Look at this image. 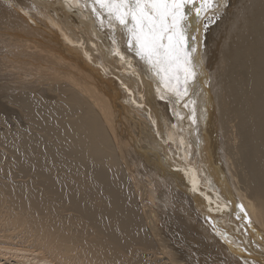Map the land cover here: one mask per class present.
Here are the masks:
<instances>
[{"label": "bare ground", "instance_id": "obj_1", "mask_svg": "<svg viewBox=\"0 0 264 264\" xmlns=\"http://www.w3.org/2000/svg\"><path fill=\"white\" fill-rule=\"evenodd\" d=\"M0 1V264H264V0L189 6L187 95L93 0Z\"/></svg>", "mask_w": 264, "mask_h": 264}, {"label": "snow or ice", "instance_id": "obj_2", "mask_svg": "<svg viewBox=\"0 0 264 264\" xmlns=\"http://www.w3.org/2000/svg\"><path fill=\"white\" fill-rule=\"evenodd\" d=\"M93 5L102 25L107 19L110 28L120 26L129 48L166 86L173 79L177 82L171 91L187 95L186 86L196 76L194 61L198 59L194 55L197 36L189 33L192 12L188 9L191 6L197 17L202 16L214 7L213 0H93ZM181 79L183 93L178 86Z\"/></svg>", "mask_w": 264, "mask_h": 264}, {"label": "rangeland", "instance_id": "obj_3", "mask_svg": "<svg viewBox=\"0 0 264 264\" xmlns=\"http://www.w3.org/2000/svg\"><path fill=\"white\" fill-rule=\"evenodd\" d=\"M8 3H11L13 4L14 6H12L11 8V13L14 14L17 13L16 11H19L23 14H27L26 13V8L24 7L23 3L21 2V0H5V2ZM27 3L28 1L25 0ZM1 2V1H0ZM51 2V1H50ZM43 7H46L45 10H42V18H40L39 16H36V13L35 12H32L29 16L32 17V18H27L28 21L31 22L32 25L36 26L34 23L35 22H39V25H37V27H46V26H49L50 24V20H47V17H49V15H51V13L49 12V4L48 5H44L42 6L41 8ZM18 9V10H17ZM21 9V10H20ZM28 9V8H27ZM13 11V12H12ZM29 11V9H28ZM34 11V10H33ZM30 12V11H29ZM34 14V16H33ZM39 17V18H38ZM6 20L5 18H3L2 14H0V22ZM44 20V21H43ZM42 21V22H41ZM1 28H4L3 27V24L0 23V29ZM2 38V39H1ZM9 37H7L5 35V32H0V65H4L3 63H6L7 65L9 66H15L17 65L18 68L21 66V62L22 61H28L29 60V56H28V53H25V55H27L25 58L26 60H24V58L22 56H20L18 53L21 51L20 49L18 50V47L20 48V46L22 45V43H17V42H13L12 39L9 40L8 42H3L4 40H8ZM17 41V40H15ZM19 41H21L19 39ZM22 48V47H21ZM24 50V49H23ZM8 55V56H7ZM9 58H7V57ZM12 56V57H11ZM15 59V60H14ZM36 59V58H35ZM32 60V62H34L33 64H36L37 63V59L36 60ZM8 60V61H7ZM10 60V61H9ZM18 62V63H17ZM28 65V64H27ZM32 64H29L28 66L31 67ZM27 66V67H28ZM9 69V67H8ZM24 71H27V70H24ZM17 85V84H16Z\"/></svg>", "mask_w": 264, "mask_h": 264}]
</instances>
